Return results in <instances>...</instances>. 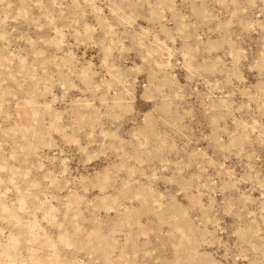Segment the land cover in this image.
<instances>
[{
    "label": "clouds",
    "instance_id": "1",
    "mask_svg": "<svg viewBox=\"0 0 264 264\" xmlns=\"http://www.w3.org/2000/svg\"><path fill=\"white\" fill-rule=\"evenodd\" d=\"M0 264H264V0H0Z\"/></svg>",
    "mask_w": 264,
    "mask_h": 264
},
{
    "label": "rangeland",
    "instance_id": "2",
    "mask_svg": "<svg viewBox=\"0 0 264 264\" xmlns=\"http://www.w3.org/2000/svg\"><path fill=\"white\" fill-rule=\"evenodd\" d=\"M138 23H141V24H142L143 21H139ZM169 27H171V25H169ZM176 46H177V47L180 46V41H177V45H176ZM97 51H98V50H97L96 48H89V49H87V50L81 48V49H79V50L77 51V55H79L80 52H84L85 59H87V58H89V57H92V58H93V63H97V62H98V59L96 58V53H97ZM136 62L138 63L139 61L137 60ZM178 78L180 79L181 83L184 82V81H183V73H178ZM138 80L140 81V83H143L144 80H145V77H144L143 75H141V76L138 77ZM249 80H250V82H253L252 79H251V76L249 77ZM140 92H141V88H140V84H138V85H137V100H136V103H135L136 115L134 116V119H135L137 122L139 121V114H142L143 112H145L146 110H148V109L151 107L150 104H147V103H145L143 100L140 99V95H139ZM131 126H132V125H131L129 122L126 121V122L124 123V125H123V128H122V130H121V133L123 134V132H124L125 130H127L128 128H130ZM229 129L231 130V124H230V122H229ZM201 131H202L203 133H205V134H207L208 131H209L208 127L206 126V123L203 122V121L201 122ZM197 135H199V133H197ZM193 146H196V145H193ZM198 146L204 148V147H206V142H205V141H201L200 144H199ZM207 151L209 152L210 155L212 154V149H211L210 147L207 148ZM170 158H171V157H170ZM228 163H229L230 165L235 164V158H230V160L228 161ZM95 166H97L95 162H94L93 165H89V171H91V169H92L93 167H95ZM70 167H73V168L78 167L77 162H76V159H73V161H72ZM192 171H195V169L193 168V169H190V170H189V172H192ZM209 171L211 172V170H209ZM236 171H237V173H239V172H240V168L237 167V168H236ZM189 172H186L185 175H188ZM157 187H158L160 190H163L166 186H165L164 184H162V183H158V184H157ZM167 187H169L170 190H174V186H167ZM240 187H241V189L243 190V188L247 187V185H241ZM92 194H95V193H92ZM224 195L226 196V195H228V193H225ZM232 195L235 196L236 193H232ZM255 195H257V193H253V196H255ZM221 198H222V197H221L219 194H217V196H216V200H217L218 202L221 200ZM177 200H179L181 203H185V204L187 203V201L183 200L182 197H180V196L177 197ZM225 221L230 223V222H231V218H230V217H225ZM229 242H231V241L229 240Z\"/></svg>",
    "mask_w": 264,
    "mask_h": 264
}]
</instances>
